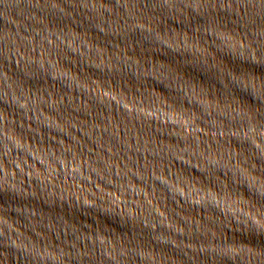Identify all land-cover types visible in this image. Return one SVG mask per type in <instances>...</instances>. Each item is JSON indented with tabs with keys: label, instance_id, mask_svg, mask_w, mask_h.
Masks as SVG:
<instances>
[{
	"label": "water",
	"instance_id": "95a60500",
	"mask_svg": "<svg viewBox=\"0 0 264 264\" xmlns=\"http://www.w3.org/2000/svg\"><path fill=\"white\" fill-rule=\"evenodd\" d=\"M0 264H264V0H0Z\"/></svg>",
	"mask_w": 264,
	"mask_h": 264
}]
</instances>
